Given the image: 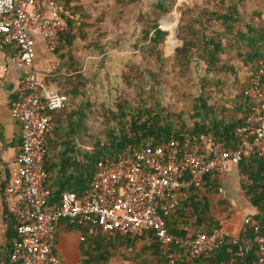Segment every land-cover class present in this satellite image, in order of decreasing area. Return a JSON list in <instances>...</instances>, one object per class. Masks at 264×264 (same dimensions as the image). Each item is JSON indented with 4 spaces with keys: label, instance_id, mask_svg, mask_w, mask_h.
I'll list each match as a JSON object with an SVG mask.
<instances>
[{
    "label": "built area",
    "instance_id": "obj_1",
    "mask_svg": "<svg viewBox=\"0 0 264 264\" xmlns=\"http://www.w3.org/2000/svg\"><path fill=\"white\" fill-rule=\"evenodd\" d=\"M65 28L57 0H0V48L10 46L11 64L19 70L27 69L20 75L9 104L10 115L21 130L18 167L12 180L0 182L1 199L16 197L8 209L15 232L10 264H61L55 241L63 220L105 238L151 232L167 264H178L174 248L183 251L187 260H195L225 243L229 245V264L250 251L255 256L253 264H264V234L251 215L243 217V239L239 243L227 242L228 235L222 227L209 234L184 227L187 234L176 236L169 232L165 220L191 188L201 187L208 174L222 177L253 155L264 159V59L249 74L247 110L244 124L237 129V148L226 147L209 135L185 133L161 146H147L116 160L99 161L83 196L63 192L59 204L48 207L45 112L63 110L69 96L53 84H46L45 79L64 74L58 73L56 43ZM36 36L53 57L48 73L35 68ZM218 195L226 198V190L219 187Z\"/></svg>",
    "mask_w": 264,
    "mask_h": 264
},
{
    "label": "trees",
    "instance_id": "obj_2",
    "mask_svg": "<svg viewBox=\"0 0 264 264\" xmlns=\"http://www.w3.org/2000/svg\"><path fill=\"white\" fill-rule=\"evenodd\" d=\"M226 0H217L216 8H206L207 21L213 20L221 24L224 34H233L237 42L243 43L244 52H238L237 56L243 62L255 63V68L264 59V28H254L246 26V31L237 29V25L242 21L239 10L234 3L225 9ZM60 8V15L66 24V28L58 35L56 43V53H58L61 63L59 71L69 72L74 69L67 64V60H72L71 48L73 42L78 38V27L83 26L81 8L74 4V0H57ZM171 6V2H168ZM157 10L162 14L167 13L163 3H158ZM170 8V7H169ZM81 17V19L79 18ZM161 20L150 26L143 24L141 52L153 58L155 64L167 62L162 56L161 46L166 38L168 49L177 45L176 39L168 29H161ZM237 29L236 32L234 30ZM168 31V32H167ZM196 39L183 38V45L176 48L171 60L178 64L180 69L188 68L195 56L207 65V73L215 71L223 73L227 68L220 64V55L223 53V44L217 36L207 38L203 34H197ZM191 35V33H190ZM200 35V36H199ZM83 37V36H82ZM152 83V94L146 100L132 101L123 99L115 104L114 109L105 110L103 115V129L97 136H90L89 143L91 150H86L82 146L75 145L70 135L62 136L57 127L58 119L49 115L48 124L44 135L45 156L44 170L46 173L45 188L50 195L47 206H57L63 192L74 193L77 197L83 196L89 189L91 179L95 173L96 165L99 161L106 159L116 160L122 156H128L133 151L144 147L161 146L171 139L180 138L185 133L205 134L223 143L226 147L237 148L240 144V137L237 129L244 124L247 110V97L244 88L236 95L233 102V111L241 117H227L224 115L226 108L218 103L209 104V95L205 89L209 90L211 83L207 78L200 80L199 94L194 98L190 114V125L185 122L183 112L171 111L163 106L155 95V86L159 85L158 73L148 70ZM78 77V76H77ZM219 83V82H218ZM140 95L143 87L138 86ZM78 92V86L73 87L72 94ZM69 94V92H66ZM154 99V101H152ZM151 103V104H149ZM78 108L73 114H77L78 122L74 124L78 130L82 126L85 107ZM59 116V115H58ZM70 116V115H68ZM56 119H55V118ZM71 134V133H70ZM72 136V134H71ZM241 189L250 204L256 209L253 216L260 225V233L264 234V159L255 155L242 159L236 166ZM221 177L218 174H208L203 184L199 188H191L176 206V208L166 217V225L173 235H186L188 228L191 232H202L209 234L216 228H221L220 221L214 218L211 207L214 196L221 187ZM221 204L225 203L221 200ZM65 222L66 230L79 231L83 238L80 243V259L78 264H109L117 248H124L131 251L135 248L139 239H148V250L151 251L155 264H167L164 252L162 251L153 233L148 232L141 236L127 234L117 235L114 238H105L99 234H88L87 228H81L75 224ZM15 237V232L12 238ZM243 239L240 233L238 237H227V242L233 240L239 243ZM228 244L219 247L213 253L201 256L195 260H186L183 251L174 248L173 252L178 258V264H229L230 254L227 253ZM255 256L252 251L243 258H237L235 264H253Z\"/></svg>",
    "mask_w": 264,
    "mask_h": 264
},
{
    "label": "rangeland",
    "instance_id": "obj_3",
    "mask_svg": "<svg viewBox=\"0 0 264 264\" xmlns=\"http://www.w3.org/2000/svg\"><path fill=\"white\" fill-rule=\"evenodd\" d=\"M160 2L165 8L168 7L167 13L162 14L157 10ZM168 2H171V6L167 5ZM215 2L217 0H74L84 15L80 22L83 26L78 27V35L83 37L78 36L71 48L72 60L75 58L78 62L75 61L78 79L71 80L69 84L62 82L63 86L67 85L66 92H69L72 103L60 111L61 116H55L58 119L57 127L60 126L59 134H68L72 140L76 138L82 148L91 150L90 136L102 132L105 110L114 109L115 104L123 99L146 100L152 94L153 80L148 70L158 73L159 77L155 99L171 111L183 112L188 125L191 123L194 98L200 90L198 84L203 78H207L212 87L211 90H204L210 96L209 104L218 103L226 108L225 116L237 117L233 102L242 90L249 71L244 69L241 58L237 56L238 52H244L243 43L237 42L233 34L225 35L221 24L207 21L204 10L216 8ZM231 3L236 5L242 18L237 29L245 32L247 25L264 28V0H226L221 11L225 12ZM160 20V28L170 30L177 41L176 47L173 49L172 46L169 50L168 38L165 39L161 53L167 62L161 66L141 52L143 24L150 26ZM195 33L207 38L219 35L223 44L219 65L227 68L223 73L213 70L207 73V65L196 56L188 68L180 69L178 64L172 63L176 48L183 45L182 39H196ZM76 84L77 95L71 93ZM138 86L143 87L141 95L136 89ZM82 105L85 107L82 109V126L79 130L75 126V131H71L78 122L77 114L73 112ZM220 198L218 193L214 196L212 214L214 218H227L223 227H234V230L229 229L234 234L240 224V215L235 214L228 204H221L224 199ZM148 246V239H139L131 251L117 248L109 264H155Z\"/></svg>",
    "mask_w": 264,
    "mask_h": 264
},
{
    "label": "crops",
    "instance_id": "obj_4",
    "mask_svg": "<svg viewBox=\"0 0 264 264\" xmlns=\"http://www.w3.org/2000/svg\"><path fill=\"white\" fill-rule=\"evenodd\" d=\"M82 3L80 2V5ZM36 40V58H35V68L36 70L44 73H48L50 70V64L53 60L52 55L46 50L45 44L41 38L35 37ZM13 55L12 48L10 46H3L0 48V182L7 183L15 176L18 167V155L19 146L21 141V130L20 124L15 121L9 111V104L11 99L14 97V91L17 87L20 75L27 71V69L19 70L13 64H11V58ZM58 55V53H57ZM59 58V55H58ZM61 63V60L59 58ZM76 59L67 60V64L71 68L69 72L59 71L53 77H46V84H53L60 92L66 94L67 85H62V82L69 84L71 80H75L78 70L75 67ZM77 62V61H76ZM59 63V64H60ZM78 63V62H77ZM76 63V64H77ZM241 63L245 66L244 69L248 70V77L245 76L244 85L249 78L251 70L254 69L255 63L243 62ZM59 68V67H58ZM74 76V77H73ZM78 79V78H77ZM78 83V80H77ZM244 85L242 89L244 88ZM75 86H78L77 84ZM78 92L75 94L77 95ZM69 105H71L72 100L70 94ZM66 107V108H67ZM64 108L63 110H65ZM60 110V111H63ZM49 113V115L56 116L61 112ZM235 117L239 119L240 114ZM78 117V116H77ZM78 121V120H77ZM67 123V122H66ZM70 125V124H69ZM59 126V125H58ZM74 126V125H73ZM60 128V126H59ZM75 145L78 147V141L76 138L73 140ZM221 187L226 190L227 197L223 198L228 207L235 211V214L240 215V224L238 229L234 234H231L229 229L234 227H223V223L227 218L222 219L217 217L216 219L220 221L221 227L227 232L229 236L238 237L241 233L242 220L245 215L256 214V209H254L248 203L242 189L240 186V180L236 167H232L226 174L221 177ZM219 198V197H218ZM222 198V197H221ZM220 198V199H221ZM16 202V197L10 198L5 201L0 198V264H10L9 262V252L12 243V236L14 234V220L8 209L12 207ZM65 222H60L57 228L56 241H55V251L59 256L61 264H78L80 259V243L83 238L79 231L65 229ZM187 260V258H186ZM198 264V263H197ZM200 264V263H199Z\"/></svg>",
    "mask_w": 264,
    "mask_h": 264
}]
</instances>
